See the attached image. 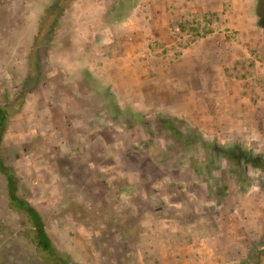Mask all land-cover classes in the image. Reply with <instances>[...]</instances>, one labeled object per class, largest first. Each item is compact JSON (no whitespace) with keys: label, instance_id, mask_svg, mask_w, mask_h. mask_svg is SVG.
Returning a JSON list of instances; mask_svg holds the SVG:
<instances>
[{"label":"rangeland","instance_id":"374dc122","mask_svg":"<svg viewBox=\"0 0 264 264\" xmlns=\"http://www.w3.org/2000/svg\"><path fill=\"white\" fill-rule=\"evenodd\" d=\"M140 1L73 2L37 47L33 68L40 22L55 1L0 0V104L27 93L1 153L17 173L19 196L71 264H250L252 251L264 264V168L251 160L264 158V33L253 23L238 27V9L248 18L253 0L235 3V28L224 29L225 12L187 22L190 38L171 23L170 35L181 36L175 56L192 38L223 29L245 55L226 77L214 70L215 83L203 76L194 92L184 90L186 103L172 104L185 107L176 115L149 108L147 117L113 92L129 76L115 78L113 65L129 61L144 34H104L100 43L110 49L96 53L103 34L85 28L126 19ZM91 63L106 68L101 78ZM30 228L10 209L0 175V264H46Z\"/></svg>","mask_w":264,"mask_h":264},{"label":"crops","instance_id":"0c3cea01","mask_svg":"<svg viewBox=\"0 0 264 264\" xmlns=\"http://www.w3.org/2000/svg\"><path fill=\"white\" fill-rule=\"evenodd\" d=\"M245 1L178 0L176 2L174 0H142L133 7L132 12L126 19L109 24L106 22V18H100L97 24L85 23V28L91 26L95 28L94 31L88 29L89 33H93L94 38H97L96 36L99 33L103 34L93 46V48H96L95 50L93 49L96 53L103 49H110L106 45L108 44L107 41L100 43L104 34L127 33L128 31V33L144 34L143 36L141 35L144 40H141L139 46L129 53L130 60L126 61L125 58L122 62L119 61L118 64L113 65V76L115 78L117 77V72L119 77H123L122 75L125 71H129V76L131 77L127 76L130 79L127 80L128 78L124 76V82L117 84L113 92L119 99H122L121 96L126 95L130 97V100L136 101V105L139 106L140 110H143L146 117V112L149 108L165 113V107H168L167 109L170 112L171 110L175 111L174 113H169V115H176L177 111L185 109V107L184 105L172 106V104L181 101L186 103L187 98L183 96L184 90L186 91L185 93H189V90L194 92L195 90H191V88L196 86L197 82L202 81L203 76H206L205 79L207 81L215 83L212 78L214 70L219 71L218 78L220 75L222 78L226 77L227 69L233 67L240 56L243 57L245 55L243 45L230 40V33L224 31V29L235 28L236 22L233 19L236 8L235 3L237 6L240 4L244 6ZM256 4L257 0H253V14L251 10L248 18L242 10L238 9L242 13L238 27L241 30H249V28H252L250 24L253 23V25L256 24V30L264 33V30L257 25ZM219 12H225L223 32H210L211 30H209L205 37L197 36V38H192L190 44L181 47L178 55L175 56L173 48L178 41H181V36L191 37L187 35L188 31H185L182 27H185V24L189 21H205L204 18L199 19L201 15L209 14L207 17H210V14L215 13L219 16ZM87 17H89L88 21H91V17H95V15L91 13ZM127 20L130 23L126 24ZM171 23L178 25L177 27L182 33L179 38L170 35V33H173ZM209 23L210 21L207 20L204 26L205 24L210 25ZM139 25H143L144 28H140ZM236 29L238 30L237 26ZM140 49L144 51H140ZM206 49H208V52L204 55ZM239 50L242 51L241 55L236 54ZM222 51L226 53L224 58L221 57ZM122 63L127 64V66H120ZM139 69H144L145 77H143L144 74ZM88 70L95 74L97 78H101V72L105 73L106 68L101 67L100 64L91 63Z\"/></svg>","mask_w":264,"mask_h":264},{"label":"trees","instance_id":"16d2710c","mask_svg":"<svg viewBox=\"0 0 264 264\" xmlns=\"http://www.w3.org/2000/svg\"><path fill=\"white\" fill-rule=\"evenodd\" d=\"M52 5L42 17L38 34L35 38V45L30 54V64L36 68L38 60L36 57L37 47L48 37L55 29L62 13L69 5L78 0H54ZM256 15L258 17L257 25L264 30V0H257ZM27 93L21 92L20 96L12 103L7 105L0 104V175L5 178L6 188L9 197V207L17 212L21 217L26 218L32 228L27 229L33 246L37 253L44 259L46 264H71L70 256L59 251L48 236L45 225L40 213L30 204V202L19 196V178L13 166L7 165L2 157V147L5 134L9 128L11 118L21 112L25 104ZM253 166L264 168V158L253 157ZM264 252V248L261 249ZM251 252V263L259 264L257 255ZM259 258V256H258Z\"/></svg>","mask_w":264,"mask_h":264}]
</instances>
